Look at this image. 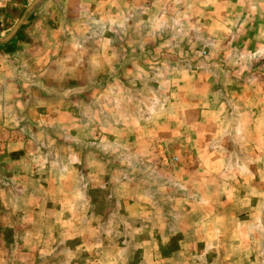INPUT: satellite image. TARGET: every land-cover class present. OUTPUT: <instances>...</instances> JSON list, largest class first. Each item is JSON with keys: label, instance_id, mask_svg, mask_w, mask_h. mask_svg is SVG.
<instances>
[{"label": "clouds", "instance_id": "1", "mask_svg": "<svg viewBox=\"0 0 264 264\" xmlns=\"http://www.w3.org/2000/svg\"><path fill=\"white\" fill-rule=\"evenodd\" d=\"M33 17L0 44V264H264V0Z\"/></svg>", "mask_w": 264, "mask_h": 264}, {"label": "rangeland", "instance_id": "2", "mask_svg": "<svg viewBox=\"0 0 264 264\" xmlns=\"http://www.w3.org/2000/svg\"><path fill=\"white\" fill-rule=\"evenodd\" d=\"M40 0H37L36 3H32L29 6L30 13H28L25 17L21 18V15L25 9V7L21 5H13L12 9L9 7L8 17L6 16L5 11H1L2 16L0 15V32H3L6 29H10L13 33V37L8 38L11 41V44L14 43L16 38H21L27 26V23L30 22L34 17L33 13L35 9L39 6ZM19 21V23H16ZM13 30V31H12ZM17 31V32H16ZM8 34V33H7ZM12 34V33H11Z\"/></svg>", "mask_w": 264, "mask_h": 264}, {"label": "crops", "instance_id": "3", "mask_svg": "<svg viewBox=\"0 0 264 264\" xmlns=\"http://www.w3.org/2000/svg\"><path fill=\"white\" fill-rule=\"evenodd\" d=\"M13 5H21V6H23V7H25V9H24V11H23V13H22V15H21V18L22 17H25L28 13H30L29 11H30V9H29V6H30V4L28 3V0H13V2H12V4L9 6V7H11V9H12V6ZM9 7L6 9V10H3V11H5L6 12V16L8 17V10H11V9H9ZM2 11V12H3ZM0 15L2 16V14H1V11H0ZM5 31V30H4ZM13 31V30H12ZM17 32V31H16ZM8 34H7V38H6V41L5 40H0V44H3L5 47H8V46H10L11 45V39L10 40H8V38L9 37H11V35H12V37H13V33L14 32H11V30L10 31H8L7 32ZM12 33V34H11Z\"/></svg>", "mask_w": 264, "mask_h": 264}]
</instances>
